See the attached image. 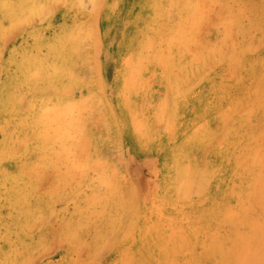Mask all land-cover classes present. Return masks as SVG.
Instances as JSON below:
<instances>
[{
  "label": "rangeland",
  "instance_id": "1",
  "mask_svg": "<svg viewBox=\"0 0 264 264\" xmlns=\"http://www.w3.org/2000/svg\"><path fill=\"white\" fill-rule=\"evenodd\" d=\"M0 264H264V0H0Z\"/></svg>",
  "mask_w": 264,
  "mask_h": 264
}]
</instances>
